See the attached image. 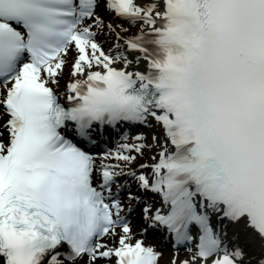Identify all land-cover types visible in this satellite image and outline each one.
Segmentation results:
<instances>
[{
  "label": "snow or ice",
  "instance_id": "1",
  "mask_svg": "<svg viewBox=\"0 0 264 264\" xmlns=\"http://www.w3.org/2000/svg\"><path fill=\"white\" fill-rule=\"evenodd\" d=\"M158 235L264 264V0H0V264H160Z\"/></svg>",
  "mask_w": 264,
  "mask_h": 264
},
{
  "label": "bare ground",
  "instance_id": "2",
  "mask_svg": "<svg viewBox=\"0 0 264 264\" xmlns=\"http://www.w3.org/2000/svg\"><path fill=\"white\" fill-rule=\"evenodd\" d=\"M60 91H61V93L63 92V82H62V85H61V89H60ZM149 137H151L150 135H149ZM113 144V143H112ZM111 145V144H110ZM111 147H115V144L113 145V146H111ZM151 153H146V156L147 155H150ZM138 161H143L144 159H141V158H138L137 159ZM146 161V160H145ZM137 219V217H133V221L135 222V220ZM150 243H152V244H156L155 242H153V241H149ZM157 245V244H156ZM158 247H159V244H158ZM161 247V246H160ZM163 250H165V251H163ZM171 250H173L172 248H171V246H170V244H162V249H161V251H162V253H163V257L161 258V261H160V263H163V261L164 262H166V258H169L170 260L172 259V257L175 255V253H174V251H171ZM187 256V253H186V251H185V253H180L179 252V255H178V259H183V258H185Z\"/></svg>",
  "mask_w": 264,
  "mask_h": 264
},
{
  "label": "rangeland",
  "instance_id": "3",
  "mask_svg": "<svg viewBox=\"0 0 264 264\" xmlns=\"http://www.w3.org/2000/svg\"><path fill=\"white\" fill-rule=\"evenodd\" d=\"M153 131H155V130H149V129H146V132H149V134H150V136L153 134ZM149 136V135H148ZM143 162H146L145 160H143V161H136V164L138 165L139 163H143ZM163 251H165V250H163ZM184 253V252H183ZM170 259L169 258H166V262H164L163 261V263H160V264H170Z\"/></svg>",
  "mask_w": 264,
  "mask_h": 264
}]
</instances>
